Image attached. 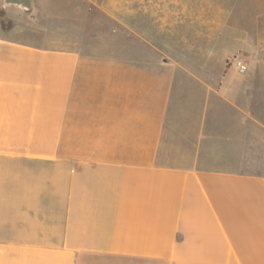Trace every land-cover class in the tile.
Segmentation results:
<instances>
[{
  "label": "crops",
  "instance_id": "0c3cea01",
  "mask_svg": "<svg viewBox=\"0 0 264 264\" xmlns=\"http://www.w3.org/2000/svg\"><path fill=\"white\" fill-rule=\"evenodd\" d=\"M132 1L126 36L156 42L157 14L148 29L149 8ZM59 15L41 19L67 24ZM10 32L0 27V264H264L258 36H202L201 64L186 36L188 63L135 64L85 55L84 38L68 49Z\"/></svg>",
  "mask_w": 264,
  "mask_h": 264
},
{
  "label": "rangeland",
  "instance_id": "374dc122",
  "mask_svg": "<svg viewBox=\"0 0 264 264\" xmlns=\"http://www.w3.org/2000/svg\"><path fill=\"white\" fill-rule=\"evenodd\" d=\"M31 1L32 8L29 5L28 9H24L22 5L15 4V0H0V27L12 31L9 34L14 36L34 34L35 43H46L37 36L47 32L50 34L51 47L63 44L68 49H74L75 46L80 47L84 38V49L87 50L84 54L91 55L95 60L113 57L120 61L129 59L135 64L144 63L145 60H156L162 64H186V36H195V52L190 63L196 64L202 63V36H258V43L264 45V0ZM130 1L133 9L149 8L148 15H152L150 21L145 20L146 17L142 19V25L148 29L152 27L154 14H157V32L152 36L158 39L156 42L150 36H147L146 42L137 36H126L128 31L123 27V4ZM107 3H115L113 10L116 20L108 15ZM64 10L68 15L65 25H48L41 19L43 16L50 18V22L57 21ZM127 47H130V51ZM235 53L233 56H236ZM221 55L223 53L218 54L217 58ZM223 59L222 65L225 63Z\"/></svg>",
  "mask_w": 264,
  "mask_h": 264
},
{
  "label": "built area",
  "instance_id": "2783aa9c",
  "mask_svg": "<svg viewBox=\"0 0 264 264\" xmlns=\"http://www.w3.org/2000/svg\"><path fill=\"white\" fill-rule=\"evenodd\" d=\"M227 64H233L239 74H243L246 71V64L244 63V61L236 59V57L227 60Z\"/></svg>",
  "mask_w": 264,
  "mask_h": 264
},
{
  "label": "water",
  "instance_id": "95a60500",
  "mask_svg": "<svg viewBox=\"0 0 264 264\" xmlns=\"http://www.w3.org/2000/svg\"><path fill=\"white\" fill-rule=\"evenodd\" d=\"M4 1H7V0H4ZM14 3L18 4V5H22L24 7V9H28V7L30 5V1L29 0H15Z\"/></svg>",
  "mask_w": 264,
  "mask_h": 264
}]
</instances>
